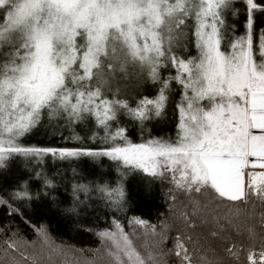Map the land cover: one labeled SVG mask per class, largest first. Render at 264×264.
<instances>
[{"label":"snow or ice","instance_id":"1","mask_svg":"<svg viewBox=\"0 0 264 264\" xmlns=\"http://www.w3.org/2000/svg\"><path fill=\"white\" fill-rule=\"evenodd\" d=\"M229 16L244 17L242 33ZM258 16L264 0H0V170L22 159L48 194L54 178L36 171L46 157L107 158L115 165L114 183L80 182L73 169L69 213L93 193L115 212L126 211L130 171L166 180L169 211L183 231L170 236L168 224L158 229L132 217L129 232L116 218L96 233L106 264H223L196 231L209 225L211 238L246 233L247 246L232 240L223 249L236 264L241 250L245 264H264V27L257 28ZM189 34L196 55L185 56ZM147 84L153 93L140 91ZM174 92L180 97L175 138H145ZM44 115L68 127L89 124L97 146L26 144ZM130 126L140 142L130 139ZM10 197L31 200L28 182ZM36 232L31 242L15 232L0 240V264H54V256L80 264L43 226Z\"/></svg>","mask_w":264,"mask_h":264},{"label":"trees","instance_id":"2","mask_svg":"<svg viewBox=\"0 0 264 264\" xmlns=\"http://www.w3.org/2000/svg\"><path fill=\"white\" fill-rule=\"evenodd\" d=\"M243 22L244 17L240 16L237 29L241 33L243 32ZM263 22L264 16H258L257 28L264 26ZM140 91L145 93V86H141ZM166 118L164 127H159L158 123L151 121L144 137L162 135L174 139L177 120L175 111L170 110ZM90 135V125L87 123L68 127L65 126L63 120H49L47 115H44L41 124L24 138V142L39 147H96L97 145H94L89 139ZM129 136L133 142L141 140L139 130L133 126L129 127ZM73 169L77 173L75 180L83 183L105 180L114 183L117 176L115 165L107 158H102L101 163L99 160L88 157L61 161L53 160L49 156L45 158L41 167L36 169V171L42 170L48 177L55 180L56 187L49 189L48 194H45L42 181L36 178L32 171V165L22 159L14 160L6 169L0 170V198L6 201V203L0 204V240L15 232L29 242L35 241L38 239L36 230L43 226L52 241L58 246L67 248L70 253L78 257L80 264H86L87 261H94V264H106L105 259H100L104 248L96 233L110 228L116 218L129 232L132 229L128 226V220L132 217L147 220L150 224L157 225L158 229L159 226L166 223L170 226V236H175L177 231H183L182 222L169 211L172 201L166 195L169 189L168 182L159 179L150 180L142 174L131 171L124 179L126 211L115 212L95 193L89 199L84 200V194L81 193L80 196L84 202L77 205L76 212H67L65 209L69 208L73 202L71 192L74 182ZM23 181L28 182L32 199L23 201L11 199L12 189ZM178 199L183 200L185 197L179 196ZM210 229L211 225L196 231L202 233L210 242L211 247L216 250L219 256L223 257V264H236L234 260L226 256L223 249L226 245L230 246L232 240H239L247 246L249 242L246 233L242 237L230 233V238L224 237V234L217 238H211L209 236ZM140 242L137 241V244ZM201 243H205V241L202 240ZM168 247H171V242ZM205 247H207L206 243ZM32 251L29 249L30 253ZM246 255V251L241 250L239 264H245ZM171 259L174 261L175 258ZM53 261L54 264H64V258L60 256H54Z\"/></svg>","mask_w":264,"mask_h":264},{"label":"rangeland","instance_id":"3","mask_svg":"<svg viewBox=\"0 0 264 264\" xmlns=\"http://www.w3.org/2000/svg\"><path fill=\"white\" fill-rule=\"evenodd\" d=\"M238 21H239V17L238 18H233L232 16H229L228 17V24L229 25H232V24H235L236 25V28H238L239 24H238ZM264 23V22H263ZM264 27V26H262ZM241 32L238 31L237 29V34H240ZM182 44L186 45L187 46V51L183 52V55L187 56V55H196V49H195V46H194V37H192L190 34L183 39L182 41ZM182 49H178V52H181ZM173 73H174V70H172ZM165 76L168 75V71H165L163 73ZM142 86H145V93H150V92H154V89L152 88V86L150 84H147V85H142ZM173 87L175 88V91L178 92L179 91V86L178 85H173ZM174 95L172 96V100L168 106V108L166 109L165 113L163 116H161L159 119H156V120H153V122L155 123H158V126L159 127H164V123L166 122V115L169 113L170 110H173L174 111V103L175 102H178L179 101V96L175 94V92L173 93ZM176 119H177V114H176ZM176 123H177V120H176ZM157 125V124H156ZM176 133V127H175V131ZM159 137H162V138H165V139H168L169 137H166V136H159Z\"/></svg>","mask_w":264,"mask_h":264},{"label":"crops","instance_id":"4","mask_svg":"<svg viewBox=\"0 0 264 264\" xmlns=\"http://www.w3.org/2000/svg\"><path fill=\"white\" fill-rule=\"evenodd\" d=\"M254 131L258 133L259 130H254Z\"/></svg>","mask_w":264,"mask_h":264}]
</instances>
